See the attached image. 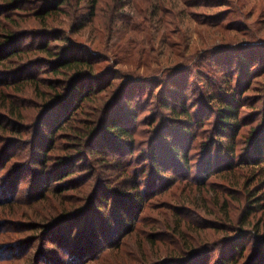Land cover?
Wrapping results in <instances>:
<instances>
[{
    "label": "rangeland",
    "instance_id": "374dc122",
    "mask_svg": "<svg viewBox=\"0 0 264 264\" xmlns=\"http://www.w3.org/2000/svg\"><path fill=\"white\" fill-rule=\"evenodd\" d=\"M33 1H25L23 9L17 11H0V48L7 45L5 36L12 32L22 50L18 57L11 60L14 62L8 61L6 64H19L13 72L24 75L29 68L41 67L52 57L31 45L35 42L38 44L43 34H55L35 16V9L40 5L35 3L37 0ZM7 2L0 0V7L6 6ZM88 8L86 0H71L64 8L67 13L59 14L50 24L62 27L70 40L80 43L78 49L82 50L81 55L100 59L95 73L101 79L109 82L107 84L113 79V86L107 87L99 95L98 101L90 104L92 108L93 105L101 106L108 99L112 111L117 112L120 108L121 115L129 110L138 111L139 117L134 125L137 129L135 153L138 163L143 160L141 153L147 150L145 140L153 135L159 136L158 130L165 132L162 124L154 123L162 115L171 116L163 106L165 97L178 100L187 98L192 108L200 103L202 111L209 115L212 108L220 106L219 99H211L210 94L214 90L209 91L212 88L209 85L217 86L223 82L228 87L225 79L229 74H234L242 80L241 118L253 124L254 119L264 115V64L260 63L255 68L258 62L264 63V0H100L95 18L88 21L86 28H82L80 22L89 12ZM57 34L63 36V31ZM65 43L63 40L55 41L51 45L52 50ZM5 70L6 67L0 66V77L12 76ZM248 71L253 73L251 77L247 76ZM32 77L40 84L34 86L21 78L17 87H0V167H3L0 189L6 190L4 184L8 174H11L12 180L18 175L22 181L18 184L19 197L0 203V264L151 263L166 254L169 246L179 245L174 229L179 225L177 214L180 205L186 207L182 215L186 221L179 225L181 230H184L192 246L205 245L191 259L193 262L223 264L221 255L224 251L229 252L231 264L235 261L247 263L257 244L253 234H243L236 221L230 223L223 219L225 213L221 206L215 204L216 192L208 197L206 208L202 202L195 200L197 195L206 193H200L196 186H186L184 181L169 184L158 180L156 190H151L148 196L144 195L148 197L151 208L145 211L144 220L138 224L135 234L129 233L121 242L112 241L111 245L108 238L95 236L92 227L88 229V223L100 226V233H107L105 230L110 225L97 220L89 212L93 203L86 204L98 188L111 184V180L116 179L120 172L112 168L113 163L101 164L104 158L102 154L93 164L85 165L76 161L81 156V153H76L73 162L80 165L74 176L63 181H51L50 187L48 178L53 170L50 174H37L39 167L31 161L34 158L33 146L54 132L47 123L54 112L50 106H45L46 101L54 96L48 85V78L52 79L54 75L44 71L36 72ZM236 85V82L232 83L238 90L239 85L238 88ZM16 110L22 121L8 115ZM87 110H90L89 107ZM85 118L84 114L77 116L81 124ZM177 130L176 125L174 131ZM172 133L171 130L166 131L168 136ZM208 134L209 131H206L202 140ZM72 140L67 132L57 136L51 159L57 160L75 153L78 148ZM10 145L14 146L9 148ZM243 146L240 140L237 156H240ZM158 148L161 153L164 152L162 144ZM190 154H193L194 165L191 176L196 178L203 162L204 149L196 144ZM61 162V165L67 164ZM260 166L264 169V163ZM262 179L257 180L254 192L263 186V183H259ZM209 181L210 186L225 189L218 185L222 181L219 176ZM9 183H6L7 186ZM43 186L44 190L38 195ZM64 188L70 189L61 192ZM230 192L233 196L244 195L243 189H231ZM231 200L235 205L231 202L230 216L236 220L241 209L238 202ZM85 206L87 211L83 209ZM63 210L65 213L60 216ZM106 210V219L115 222L117 217L111 203ZM203 211H207L204 216L201 215ZM261 226L264 228V221ZM115 230L113 237L119 233ZM235 241L239 245L244 241L247 243L249 248L245 254L233 249ZM71 242L85 245L77 246L78 250L81 249L77 262L70 259L73 253H67ZM96 242V246L87 247ZM138 248L145 255L138 252ZM162 258L164 260L165 257ZM163 260L160 262L159 259L158 264H169Z\"/></svg>",
    "mask_w": 264,
    "mask_h": 264
},
{
    "label": "trees",
    "instance_id": "16d2710c",
    "mask_svg": "<svg viewBox=\"0 0 264 264\" xmlns=\"http://www.w3.org/2000/svg\"><path fill=\"white\" fill-rule=\"evenodd\" d=\"M7 1L6 6L0 7V11L5 12L9 9L17 11L22 6L24 7L25 1L28 0ZM86 1L89 5V12L84 20L80 22L82 28H86L89 22L95 18L100 2V0ZM32 2L34 1L32 0ZM70 2L71 0H37L35 2L40 5L35 9V16L43 22V25L48 30H51V33L52 30L55 33L54 36L50 33L43 34L38 44L35 42L31 45V47L39 48L52 56L51 60H48L45 65L36 69L29 68L26 75L21 72H13L19 64L11 63L7 65L6 63L8 61L14 62L11 60L18 57L22 50L19 47L21 44L17 43V40L14 39L16 35L12 32L5 36L8 39L6 41L7 45L0 48V66L6 67L5 71L12 73V76L0 77V87H17L21 78L25 83H31L36 86L40 84L32 77L36 72L43 73L45 71L54 75L52 79L48 78V85L54 96L45 103V106H50L54 112L48 117L47 121L48 126L54 132L44 138L43 142H37L33 146L34 158L31 161L39 167L36 171L37 174H50V171L53 170L48 178V183L51 187V181H63L74 176L80 164H93L96 159L100 158L101 154L104 157L101 164L110 165L113 163L114 166L112 168L120 172V175L115 176L113 174L116 179L111 180V184L98 188L86 204L87 206L89 203H93L91 208L88 209L89 212L97 220L100 219L110 225L105 230L107 233H100V226L96 224L91 226L88 223L87 225L88 229L92 227L95 236L108 238L109 245H111L112 241L121 242L129 233L135 234L137 232L138 224L144 220L145 211L151 208V203L147 202L148 197L146 198L144 195L148 196L151 190L152 192L156 190L155 185L158 180H163L169 184L184 181L186 186H196L200 193L206 194L197 195L195 200L202 202L206 208H208V197H212L211 193L216 192L215 204L221 206L225 213V218L223 219L230 223L236 221L240 226L239 231L243 234L247 232L249 235L253 234V239L257 242L254 253L245 264H264V228L261 226V222L264 221L262 219L264 213V169L263 166H260L264 163V115L260 119H254L253 124L241 118L240 100L243 94H240L242 88L240 76L236 78L234 74H229L225 79L228 87L224 86L223 82L217 86L209 85L210 88L212 87L209 91L214 90V93L210 94L211 99L216 101L219 99L220 103L219 107L212 108V113L209 115H205L200 103L192 108L193 106H189L190 103L187 98L178 100L174 97H165L166 101L163 106L170 112L171 116L162 115L158 121L154 122L162 124L161 126L165 129V132L158 130L159 136L153 135L149 140H145L147 150L141 153L143 160L138 163L136 160L138 156L135 153L137 129L134 128L135 122H137L139 117L138 111L129 110V112L127 111L121 115L119 113L120 108L116 110L117 112L112 111L113 107L108 99L101 106L93 105L92 108L90 104L97 102L99 95H102L107 87L113 86V79L110 84L101 79L95 73L96 64L100 62V59L92 55H81L82 50L78 49L81 44L70 40L69 34L66 35L62 27H53L50 24L59 14L67 13L64 8ZM57 31H63V36L58 35ZM57 40H63L66 43L60 45L57 50H52L51 45ZM262 61H264V58ZM260 63L264 64L263 62H258L255 68ZM85 68H87L86 71L84 70ZM1 73L4 74L5 72ZM252 74L251 71L247 72L248 77H251ZM233 82L237 83V88L239 85L238 90L232 86ZM58 89H61V91ZM219 93H221V96H219ZM88 107L90 110H87ZM11 113L8 115L22 121L17 110ZM83 114L86 116L84 119L86 122L83 121V124H81L77 116L79 117ZM176 125L178 130L174 131ZM167 130L173 131L171 136L166 134ZM206 131H209V134L205 140H202ZM64 132H67L72 137V143L78 149L70 156L58 158V161L53 160L51 157H53L57 145V136ZM150 140L152 141L150 142ZM240 140H242L244 146L240 156H237ZM160 144H162L163 153L158 148ZM196 144L202 146L204 156L201 169H199L200 172L195 178L191 176L194 165L192 161L193 154H190V151ZM13 146L10 145L9 148ZM76 153H81L80 158L76 159L80 164L73 162L75 160L73 157ZM6 160H8V156ZM61 161H65L67 164L61 165L63 163ZM2 171L3 167L1 166L0 172ZM12 171L9 173H13ZM202 174L205 176L202 177ZM214 176H219L222 179L218 185L224 186V190H221L216 185L210 186L209 180ZM20 178L15 175V180H12L11 174H8L7 178L5 176L4 188L6 187V190L0 189V203L12 201L20 195V190L18 189V184L22 182ZM261 178L263 179L259 183H263V186L258 192H254L257 189V180ZM9 181L11 184L9 183L10 185L7 186L6 183ZM49 185L47 184V188ZM44 188L43 186L37 192L38 195L42 193ZM67 189L70 188H64L61 192ZM231 189L236 191L243 189V197L233 196L230 192ZM100 193L102 195L96 197ZM30 198L33 199L34 196L31 195ZM231 199L238 202L241 209L236 220L230 216V210H232L231 202H233ZM109 203H111L117 217L115 222H112L110 218L106 219V209H108ZM233 205H235L234 202ZM86 206L83 208L84 210ZM183 207V205H180L177 214L179 225L186 221L182 217L186 211V207ZM235 208L238 209L237 207ZM192 209L197 211L195 208ZM103 212L106 213L105 216L102 215ZM64 213L65 211L63 210L59 215L63 216ZM206 214L207 211L201 212L202 216ZM179 225H176V229H174L176 232L174 236L177 237L179 245L169 246L166 254L161 255L158 260L160 259L161 262L163 260L162 257H165L163 261L169 264H196L191 259L197 256L205 245L201 247L192 246L190 240L185 236L184 230H181ZM209 227L206 226L205 228ZM110 229L112 230L109 231ZM115 229L119 233L114 238L113 231ZM159 241L164 242V240ZM98 242L87 247H94ZM79 245L85 246L83 243L75 244L71 242L67 247V253H73L70 257V259H73L72 261H79L78 259L81 256V249H77ZM232 246L235 251L243 254L249 248L245 241L240 245L235 241ZM154 251L157 254L156 250ZM138 252L145 255L140 248H138ZM158 260L146 264H158ZM221 261L223 264H231L229 252L225 253L223 251ZM232 264L242 263L235 261Z\"/></svg>",
    "mask_w": 264,
    "mask_h": 264
}]
</instances>
